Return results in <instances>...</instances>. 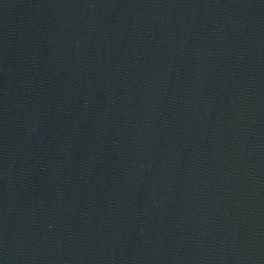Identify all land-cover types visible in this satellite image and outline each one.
<instances>
[{"label":"water","instance_id":"1","mask_svg":"<svg viewBox=\"0 0 264 264\" xmlns=\"http://www.w3.org/2000/svg\"><path fill=\"white\" fill-rule=\"evenodd\" d=\"M0 264H264V0H0Z\"/></svg>","mask_w":264,"mask_h":264}]
</instances>
